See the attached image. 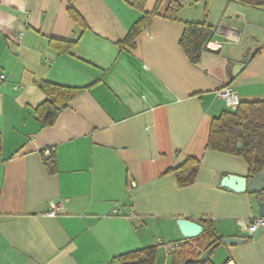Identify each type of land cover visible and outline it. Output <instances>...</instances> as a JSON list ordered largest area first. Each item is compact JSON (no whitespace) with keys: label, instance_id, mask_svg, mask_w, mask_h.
I'll list each match as a JSON object with an SVG mask.
<instances>
[{"label":"crops","instance_id":"0c3cea01","mask_svg":"<svg viewBox=\"0 0 264 264\" xmlns=\"http://www.w3.org/2000/svg\"><path fill=\"white\" fill-rule=\"evenodd\" d=\"M158 1L0 0V264H117L128 252L189 243L179 219L244 241L220 243L212 264H264V234L252 239L237 226L259 217V196L220 186L249 177L248 167L207 148L211 121L233 110L218 90L230 87L239 103L264 99V9L230 0H194L193 9L190 0L171 21V0ZM206 1L221 48L191 65L179 41L185 23L204 21ZM156 8L135 47L122 46ZM51 41L77 42L60 54ZM40 83L83 89L53 126L35 117ZM187 158L200 168L180 188L169 171ZM58 203L56 217L43 216Z\"/></svg>","mask_w":264,"mask_h":264},{"label":"trees","instance_id":"16d2710c","mask_svg":"<svg viewBox=\"0 0 264 264\" xmlns=\"http://www.w3.org/2000/svg\"><path fill=\"white\" fill-rule=\"evenodd\" d=\"M159 0L158 2H160ZM248 8L264 9V0H230ZM145 0H135L137 7L143 9ZM159 4V3H158ZM183 6L175 0H171L165 13L166 20H176L177 14ZM208 1L204 5V21L202 23H185L179 46L186 55L191 65L200 62L206 45L215 36V28L207 23L209 14ZM157 8L152 13H144L129 30L122 46L133 49L135 40L142 30L147 28L152 18L156 16ZM69 15L81 31L86 30L83 19L72 9ZM77 41L61 42L51 41V47L60 54L70 52ZM44 94L43 102L36 108L35 117L43 126H53L63 110L74 100L83 89L63 87L50 83L38 85ZM241 148L238 149L237 145ZM1 145V138H0ZM207 148L244 160L248 167V175L255 176L264 172V99L256 102H241L232 111L223 112L214 118L210 124ZM48 171L56 173V160L54 157L44 159ZM200 161L187 158L185 162L169 172L175 176L178 187L184 188L195 183ZM260 196L264 198V193ZM222 241L216 238L210 231L204 230L198 237L189 240V243L180 244L171 253V264H180L184 260H193L189 264H201L198 262L200 256L212 245ZM158 247H148L141 250L128 252L116 258L117 264H156ZM203 264H212L210 259Z\"/></svg>","mask_w":264,"mask_h":264},{"label":"water","instance_id":"95a60500","mask_svg":"<svg viewBox=\"0 0 264 264\" xmlns=\"http://www.w3.org/2000/svg\"><path fill=\"white\" fill-rule=\"evenodd\" d=\"M179 5L184 6L190 0H175ZM208 52L218 54L219 50H211L209 48L205 49ZM237 148L240 149L241 145L238 144ZM220 186L236 194L248 193L249 195H258L256 199V204L259 212V217L264 218V198L260 196L264 193V172L259 173L255 176L249 177H239L235 175H228L220 181ZM176 226L180 231V234L185 239H194L202 233V226L185 220L179 219L176 221ZM264 234V228L256 231L251 235L252 239H257L260 235ZM244 241L238 238H227L222 240V244L225 246L241 245ZM218 247V244H214L209 247L199 258L198 262L203 264L207 262L213 253V251ZM194 262L193 260H184L180 264H189ZM227 264H233L229 261Z\"/></svg>","mask_w":264,"mask_h":264},{"label":"built area","instance_id":"2783aa9c","mask_svg":"<svg viewBox=\"0 0 264 264\" xmlns=\"http://www.w3.org/2000/svg\"><path fill=\"white\" fill-rule=\"evenodd\" d=\"M206 48L209 49H220L221 44L217 41H209L206 45ZM4 77L0 75V79H3ZM217 97L224 101L226 106L230 108H236L239 105V101L237 99V96L235 92L230 88V87H223L220 90L217 91L216 93ZM63 204L58 203V204H51L49 207V210L43 214L44 217H56L62 210ZM112 214L116 215H122L120 209L116 205L112 209ZM237 226L241 229L243 233H245L248 236H251L254 234L256 231L264 228V218H254L250 221H243V220H237ZM179 243H174L170 244L164 247L165 252L167 254H171L177 247H179ZM110 264H115L114 262H111Z\"/></svg>","mask_w":264,"mask_h":264},{"label":"rangeland","instance_id":"374dc122","mask_svg":"<svg viewBox=\"0 0 264 264\" xmlns=\"http://www.w3.org/2000/svg\"><path fill=\"white\" fill-rule=\"evenodd\" d=\"M198 3V2H197ZM197 3L196 2H194V0L191 2V4H190V6L189 7H191V8H193L194 9V7H195V5H197ZM212 13H213V10H212ZM252 36H256V32H252ZM165 246H167V245H165ZM160 251H159V253H158V260H157V263L156 264H171V258L169 257V256H167V255H165V250H164V246H163V248L160 246L159 248H158ZM214 257H217V254H216V252L214 253ZM218 264V263H217Z\"/></svg>","mask_w":264,"mask_h":264}]
</instances>
